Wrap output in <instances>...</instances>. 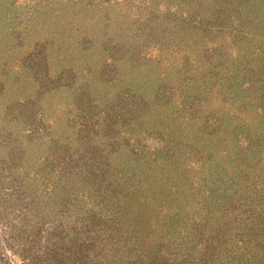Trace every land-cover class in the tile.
Returning a JSON list of instances; mask_svg holds the SVG:
<instances>
[{
  "label": "rangeland",
  "instance_id": "1",
  "mask_svg": "<svg viewBox=\"0 0 264 264\" xmlns=\"http://www.w3.org/2000/svg\"><path fill=\"white\" fill-rule=\"evenodd\" d=\"M0 264H264V0H0Z\"/></svg>",
  "mask_w": 264,
  "mask_h": 264
}]
</instances>
